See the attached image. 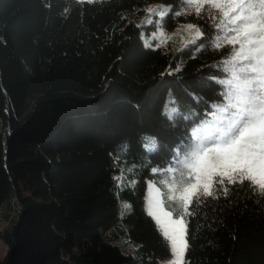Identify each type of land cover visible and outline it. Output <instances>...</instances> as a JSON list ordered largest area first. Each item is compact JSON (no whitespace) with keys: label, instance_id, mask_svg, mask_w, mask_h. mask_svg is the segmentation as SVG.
<instances>
[{"label":"trees","instance_id":"trees-1","mask_svg":"<svg viewBox=\"0 0 264 264\" xmlns=\"http://www.w3.org/2000/svg\"><path fill=\"white\" fill-rule=\"evenodd\" d=\"M179 24L201 36L158 42ZM262 63L264 0H0V264H160L170 249L145 208L148 180L182 213L184 264H264L259 185L226 180L225 194L213 177L212 196L192 195L206 183L203 149L252 80L260 179Z\"/></svg>","mask_w":264,"mask_h":264},{"label":"snow or ice","instance_id":"snow-or-ice-1","mask_svg":"<svg viewBox=\"0 0 264 264\" xmlns=\"http://www.w3.org/2000/svg\"><path fill=\"white\" fill-rule=\"evenodd\" d=\"M90 2V0H89ZM179 15V13H177ZM197 15H199V10L197 11ZM188 29H196V26L193 24L186 25ZM195 36H201V32L199 29H196ZM147 46V42H146ZM219 47V45H217ZM240 55V53H237ZM245 59L251 61L255 59V53L249 49L245 54ZM180 69L178 68L177 71ZM257 69L255 67L252 68V72L255 73ZM259 72L261 75H264V63L261 64ZM219 85L224 84H232L231 80H218L216 81ZM246 103L243 109H240L236 112L235 117H233L230 121H228L227 128H221L217 131L216 137L217 139L209 141L210 147L204 148L203 151L205 155L211 153V156L208 160L203 161V166L206 168V172L204 178L206 183L203 186V191L201 192L197 185H193L194 188L197 189L196 192H193L192 195H203V196H212L213 193L210 190L213 184V177H216L215 183L222 187V190L225 194H227L228 188L224 187L225 181L230 185L243 184L245 179H247L253 186L259 185V188L262 192H264V161L261 163V171H260V179H257L255 175H252V167L250 156L252 155L249 149V141L254 139V136L257 135L256 132L250 130L249 122L252 120L255 114V110L257 107L256 98L258 95L256 82L254 80L248 82V88L246 90ZM198 103L203 100L202 97H193ZM169 105H177V101L174 97L169 96L168 102L165 104L164 115H166L169 119H173L174 115H182L179 111L178 106L169 107ZM215 107V105H213ZM188 119L189 117H184ZM258 136L262 142H264V124L258 130ZM147 139V138H146ZM223 141L226 147H221L220 142ZM145 149L149 152L156 150V142L154 139L150 141V143H146L144 145ZM185 152H191V155L194 157L199 154L201 151V146L198 144L193 147L191 144L187 145L184 149ZM173 156L176 157L177 160L180 159L178 151H173ZM230 169L231 171L225 170ZM152 173H156L157 169L152 168ZM200 176L196 177L197 181L200 180ZM114 180L117 181L118 186L121 178L114 177ZM134 184V182H131ZM149 187H152V182H147ZM159 191V190H157ZM158 203V202H157ZM191 203V201H189ZM128 204L124 205V208H129ZM186 211V209H185ZM147 214L152 216L159 227L162 230V235L169 239L172 246V251L174 254L177 252H183L187 248V241L185 238L186 233V224L183 223V217L181 216L177 221H165L162 222L157 216V214L153 211V201L149 200V207ZM191 213H189L190 215ZM166 215L170 216L171 213H167Z\"/></svg>","mask_w":264,"mask_h":264},{"label":"rangeland","instance_id":"rangeland-1","mask_svg":"<svg viewBox=\"0 0 264 264\" xmlns=\"http://www.w3.org/2000/svg\"><path fill=\"white\" fill-rule=\"evenodd\" d=\"M186 25H188V24H179V26H176L174 29L172 28L170 31L159 28L155 32V37L157 38V40L159 42L165 38L167 41L171 37L178 36L181 40V42L178 44L180 46L183 43H185L189 40H193L197 37V36H195V31L198 28L196 27V29H188L186 27ZM147 182H152L153 186L149 187L148 183L146 186V191H145V208H146V211H148L149 200H152L153 201V211L157 214V216H159V218L162 222L177 221L182 216V213L176 212V215H174L173 211H176V210H172L166 206V199L162 193L161 188L151 180H148ZM157 190H159V191H157ZM167 213H171V215L168 216V215H166ZM153 220L157 224V222L154 218H153ZM183 223L185 224L184 218H183ZM157 226L160 229V231L162 232V230L158 224H157ZM167 241H168V245H169V249H170V254L166 258L162 259L160 261V264H184L185 250L182 253L177 252L176 254H174L172 251V246H171L170 240L167 239ZM5 249H6L5 244L0 240V256H2L4 254Z\"/></svg>","mask_w":264,"mask_h":264}]
</instances>
